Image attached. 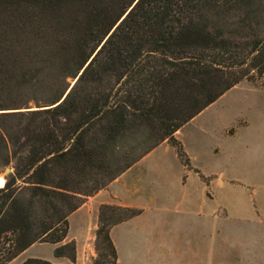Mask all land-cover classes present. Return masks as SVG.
Masks as SVG:
<instances>
[{
    "label": "trees",
    "instance_id": "obj_1",
    "mask_svg": "<svg viewBox=\"0 0 264 264\" xmlns=\"http://www.w3.org/2000/svg\"><path fill=\"white\" fill-rule=\"evenodd\" d=\"M255 74L264 0H0V264L75 262L70 216L164 142L191 168L177 132ZM142 213L100 207L94 264Z\"/></svg>",
    "mask_w": 264,
    "mask_h": 264
},
{
    "label": "rangeland",
    "instance_id": "obj_2",
    "mask_svg": "<svg viewBox=\"0 0 264 264\" xmlns=\"http://www.w3.org/2000/svg\"><path fill=\"white\" fill-rule=\"evenodd\" d=\"M67 82L69 83V78ZM176 138L183 144L190 161L192 159L191 168H188L190 171L211 177L223 173L227 178L240 179V185L229 184L220 193H214L216 200L205 201L203 195L195 198L199 210L208 206L215 208L216 211L220 210L221 213L213 218L215 229L209 231L207 237L210 248L213 244L215 264H264V76L255 74L252 80H244L229 90L178 131ZM175 150L161 146L150 161L161 158L173 159L176 157ZM135 174L152 185L156 172L147 161L135 170ZM4 175H7V171L0 174ZM208 196L214 198L211 194ZM254 205L258 207L257 214L253 212ZM156 206L152 204L153 210L146 215L149 229L144 236L155 239L152 248L158 253L162 222L155 220ZM220 206L226 207L229 217L225 218L222 215L225 208L220 209ZM171 208H174V205H171ZM172 211L174 212V209ZM200 215L201 213L198 215L196 213L192 217L201 223L207 215ZM222 222L228 225L224 231L217 226ZM93 223L97 224L96 230L90 229L84 235L81 234L84 236L85 244H89L87 249L91 246L95 252V258L90 264H94L97 258L95 243L99 214ZM80 233L79 224L74 226L73 230L70 224L66 242L76 243L77 254V241L70 239L72 234L80 236ZM144 236L141 230L135 228L130 231L119 230L118 237L116 233L124 258L131 253L132 245H129L128 238L138 239ZM55 248L56 246L49 243H37L10 264H22L29 258L54 259ZM133 248L136 254L143 253L142 246L135 245ZM197 249L198 253L203 252L202 247L198 246ZM172 253L174 255L176 253L173 247Z\"/></svg>",
    "mask_w": 264,
    "mask_h": 264
},
{
    "label": "crops",
    "instance_id": "obj_3",
    "mask_svg": "<svg viewBox=\"0 0 264 264\" xmlns=\"http://www.w3.org/2000/svg\"><path fill=\"white\" fill-rule=\"evenodd\" d=\"M161 146H167L169 149L175 150L164 142L113 181L107 188L89 197L85 204L70 216L71 230L77 224H79L81 230L80 236L72 234L70 239V241L76 240L78 244L76 261L72 262L67 258L56 257L50 259V261L56 264H90L91 260L95 258V252L91 246L87 249L89 244H85L83 235L87 230H96L97 224H94L93 221L98 219L99 209L102 205H118L143 210L140 216L113 227L111 231L112 239L118 251V264H215L213 244L210 248L207 237L209 231L215 229L213 218L220 213V210L216 211L215 208L208 206L199 210L195 198L203 195L205 201L209 199L216 200L214 193H220L229 184L240 185V179L227 178L223 173L211 177L203 173L200 175L190 171L180 160L176 150V157L173 159L161 158L150 161ZM147 161L156 172L154 179H152L154 181L152 185L135 174V170ZM157 182H160V184H157ZM208 194H211L214 198L211 199ZM152 204L157 205L155 220L162 222V233H160L161 237L158 240L160 246L158 253L154 252L152 248L155 239L144 236L148 233L149 226L147 225L146 215L153 210ZM171 205H174V208H171ZM224 205H226L225 202ZM172 209H174V212ZM220 209H224L222 215L227 218L228 210L226 207L220 206ZM258 211V207L254 205V214H257ZM196 213L197 215L201 213L200 216L202 214L207 216L201 223H198L192 217ZM210 218H212L211 221ZM217 226L224 231L228 225H226V222H222ZM133 228L138 231L141 230L144 237L138 239L128 238V243L132 245V248L131 253L124 258L117 240L118 231L121 229L130 231ZM82 233L83 235H81ZM135 245L143 247L141 255L136 254V250L133 248ZM198 246L202 247L203 252L198 253ZM172 247L174 252L176 251L175 255L172 253Z\"/></svg>",
    "mask_w": 264,
    "mask_h": 264
},
{
    "label": "water",
    "instance_id": "obj_4",
    "mask_svg": "<svg viewBox=\"0 0 264 264\" xmlns=\"http://www.w3.org/2000/svg\"><path fill=\"white\" fill-rule=\"evenodd\" d=\"M91 60H92V59H91ZM91 60H90V61H91ZM89 63H90V62H89ZM89 63H87L86 67L89 65ZM83 71H84V70H82V71L78 74V76H77L76 78H69L70 86H69V89H68L66 95L64 96V98H65V97L67 96V94L72 90L73 86L77 83V81H78L79 77L82 75ZM64 98H63V99H64ZM31 105H33V104H31ZM32 109H34V107H32ZM10 172H11V170L8 169V170H7V174H9ZM6 182H7L6 176H5V175H4V176H0V187L5 186Z\"/></svg>",
    "mask_w": 264,
    "mask_h": 264
}]
</instances>
